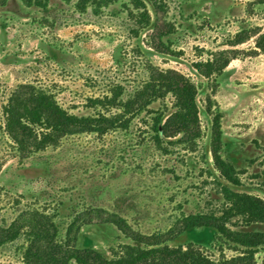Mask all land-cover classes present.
<instances>
[{
    "label": "rangeland",
    "instance_id": "1",
    "mask_svg": "<svg viewBox=\"0 0 264 264\" xmlns=\"http://www.w3.org/2000/svg\"><path fill=\"white\" fill-rule=\"evenodd\" d=\"M78 1L49 0L46 9L19 0L0 5V222L10 223L23 208L43 209L54 213L63 235L77 213L98 208L150 234L168 229L182 214L219 212L223 186L264 199V53L255 49L254 35L264 31V2L155 0L174 27L168 36L172 55L151 45L153 1L144 0L151 23L136 35V24L121 2L80 11ZM239 32L250 37L231 46ZM226 48L237 49L238 55L215 77L217 86L210 95L211 79L200 75L193 63ZM146 61L175 69L196 84L201 136L195 150L166 142V152L157 149L143 116L126 131L74 135L26 158L16 154L3 132L1 114L16 85H43L69 112L93 114L99 107H91L88 99L101 97L116 84L131 91L144 77ZM171 101L168 95L151 108H169ZM218 111L220 154L233 165L237 185L225 180L213 161L211 127ZM229 226L264 230V224L246 226L240 220ZM76 235L77 246L105 256L131 242L108 222L81 224ZM187 243L212 258L232 255L211 228H193L169 242ZM262 255L258 250L256 264ZM0 264H23L20 240L0 247Z\"/></svg>",
    "mask_w": 264,
    "mask_h": 264
},
{
    "label": "trees",
    "instance_id": "2",
    "mask_svg": "<svg viewBox=\"0 0 264 264\" xmlns=\"http://www.w3.org/2000/svg\"><path fill=\"white\" fill-rule=\"evenodd\" d=\"M27 7L46 9L49 0H19ZM153 1L154 19L151 24L150 42L154 50L162 54H174L168 36L174 27L165 20L161 2ZM8 0H0L4 5ZM121 2L136 24L133 33L150 25V14L144 0H79L77 7L85 11L92 6ZM263 3L264 0H258ZM255 49L264 53V31H256ZM250 36L236 33L229 41L231 46L240 44ZM238 55L237 49H220L211 52L205 59L195 61L194 69L211 79V94L215 93L220 75L230 61ZM144 77L141 82L126 91L122 85H111L101 97L89 98L90 106L98 108L93 114L78 115L66 110L49 88L36 83H20L9 93L1 107L3 132L12 142L20 158L29 157L50 147H57L67 137L80 134L103 136L112 131H126L135 119L148 118L151 138L157 149L166 152L164 143L179 145L188 151L196 149L201 136L197 86L185 74L171 68H160L149 61L143 63ZM172 98L168 108L162 105L156 109L151 105ZM211 97H207L208 105ZM209 107V106H208ZM221 113L212 117L211 151L214 164L220 175L228 182L239 184L233 165L220 154ZM145 120V119H144ZM223 205L219 212H195L182 214L163 231L150 234L133 229L127 220L117 214L104 215L100 209H85L77 213L68 223L64 234L60 233L55 215L38 208L19 210L10 223L0 222V247L21 241L23 264H256L255 254L263 251L264 230H239L229 225L240 220L243 225L264 224V199L258 196L233 191L222 187ZM113 223L130 243H123L111 256L90 247L76 244V232L81 224ZM207 227L214 230L232 255L221 254L217 258L207 255L194 244L170 245L183 232Z\"/></svg>",
    "mask_w": 264,
    "mask_h": 264
}]
</instances>
